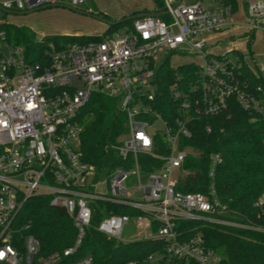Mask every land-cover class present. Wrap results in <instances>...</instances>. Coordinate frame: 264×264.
Wrapping results in <instances>:
<instances>
[{"label":"built area","instance_id":"1","mask_svg":"<svg viewBox=\"0 0 264 264\" xmlns=\"http://www.w3.org/2000/svg\"><path fill=\"white\" fill-rule=\"evenodd\" d=\"M213 1L208 5L200 0H163L169 20L143 16L100 39L64 45L42 41L38 59L9 42L0 29V264H92L90 254L72 256L90 225L96 202L138 211L133 217L111 211L96 227L108 238L123 241L122 229L132 222L137 233L130 240H165L164 252L147 258L155 263L180 264L193 259L198 264H220V255L204 246L201 233L181 238L176 221L199 220L264 231V227L228 218L226 204L215 189L214 170L221 162L218 153L209 156L208 194L176 189L178 180L191 172L183 167L187 151L198 153L190 146L181 147L192 136L188 125L192 116L229 115L232 101L249 113L264 109V90L260 84H252L246 73L247 69L258 76L264 63L259 68L252 54L233 47L219 53L208 50V36L222 31L233 13L230 4ZM83 2L0 0V6L33 11L55 4L77 8ZM246 13L248 41L252 33L264 30V0H248ZM169 52L201 58V63L190 60L198 66L194 77L185 80L177 74L169 87L180 108V116L172 124L152 107L155 69ZM93 92L118 97L126 116L125 132L113 145L122 164L100 171L79 155L78 114ZM210 130L207 125L206 131ZM141 154L161 160L162 165L143 170L138 160ZM102 172L105 179L99 180ZM130 175L137 180L131 191L125 185ZM142 176L147 179L144 184ZM98 184L108 191L96 192ZM36 195L48 196L50 205L64 208L74 221L76 238L62 252L41 255L40 242L33 234L17 235L14 218L23 203ZM254 206L264 213V194ZM152 222L157 223L155 231Z\"/></svg>","mask_w":264,"mask_h":264},{"label":"trees","instance_id":"2","mask_svg":"<svg viewBox=\"0 0 264 264\" xmlns=\"http://www.w3.org/2000/svg\"><path fill=\"white\" fill-rule=\"evenodd\" d=\"M230 4L232 12L237 9V0H222ZM102 17L115 21L107 25L101 35L62 34L55 39V44L86 42L110 35L125 26H131L134 19H111L106 14ZM169 20L167 14L161 16ZM118 20V21H117ZM0 29L6 33L9 42L21 45L26 55L38 59L42 45L36 46L30 29L24 25H15L0 21ZM32 33V34H31ZM254 33L248 40L247 47L251 53ZM169 52L155 69L153 108L168 123H173L180 116L179 102L171 96L170 85L176 75L185 76V80L194 77L198 66L190 61L172 65ZM252 84H260L264 90V79L259 74L246 69ZM262 97V96H261ZM264 105V102H263ZM125 113L119 108V99L102 92H93L78 114L81 124L79 134V155L82 161L97 170L121 165L113 145L117 138L125 132ZM192 136L184 139L181 147L190 146L197 150V155L187 154L183 167L190 170L176 184L182 192H202L208 194L210 178L209 156L218 153L221 162L215 167V189L220 201L226 204L230 213L228 218L244 224L264 227V213L254 206L255 200L264 194V109L261 113H249L231 102L229 115L192 116L188 122ZM210 125V132L206 126ZM158 140L161 136L157 135ZM163 146V145H162ZM164 147V146H163ZM165 150V148H164ZM165 154L168 151H155ZM131 160V157H130ZM141 168L152 170L162 165V161L149 155L138 157ZM48 196L36 195L27 199L16 217L14 225L18 228V236L33 234L40 242V254L46 255L55 251L62 252L71 246L76 238L77 229L73 219L64 208L49 204ZM126 213L136 216L138 211L133 207L96 202L93 204L90 225L72 259L90 254L92 264H147L151 254L165 250L166 241L161 239H136L115 241L97 230V224L103 215L110 212ZM152 230L157 223L152 222ZM175 229L181 238H188L201 233L204 246L221 257L220 264H264V231L238 226L208 224L199 220H180L175 222ZM65 258V257H64ZM180 264H198L195 260H181ZM155 264H170L161 260Z\"/></svg>","mask_w":264,"mask_h":264},{"label":"rangeland","instance_id":"3","mask_svg":"<svg viewBox=\"0 0 264 264\" xmlns=\"http://www.w3.org/2000/svg\"><path fill=\"white\" fill-rule=\"evenodd\" d=\"M96 0H84L82 4H80L77 9L89 12L90 9L92 14L99 15L101 13L99 11L94 2ZM100 1V0H98ZM193 0H183V2H190ZM204 4L208 2V0H201ZM239 1L238 13L235 15L236 17H241L243 14L246 18L247 15L243 12V3L242 0ZM104 14V13H103ZM101 16V15H99ZM111 18V17H109ZM6 21L7 23L15 24V25H24L30 29L33 33L32 37L36 43V46H40L41 42L52 43L55 37L62 34H73V35H101L103 32L102 25L104 22L99 19L87 15L85 13H79L72 11L68 8L62 6H51L47 8H41L33 10L27 14H12L6 13L0 10V21ZM128 27V26H125ZM124 28V27H123ZM13 43V41H11ZM236 45L237 43H232ZM244 40L239 44V48H244ZM251 54L254 58V62L260 68L264 63V30H257L254 36V40L251 43ZM250 54V55H251ZM251 58V57H250ZM194 60L196 63H201V58L196 54H186L180 53L175 56L172 55L170 58V63L172 65H178L186 60ZM158 65V63H157ZM259 74L264 79V69L259 70ZM187 154L195 155V151H187ZM186 154V155H187ZM181 173V172H180ZM105 179V172H102L99 176V180ZM146 176H142L141 183L144 184L146 182ZM137 184L136 177L134 175H130L128 180L125 182V185L132 190V187ZM96 192L105 193L108 191L107 187L104 184H98L95 187ZM141 195L140 191L135 193L136 197ZM137 228L134 223L129 222L125 224L121 235L120 240H130L136 237ZM147 264H155L153 260L147 262Z\"/></svg>","mask_w":264,"mask_h":264},{"label":"crops","instance_id":"4","mask_svg":"<svg viewBox=\"0 0 264 264\" xmlns=\"http://www.w3.org/2000/svg\"><path fill=\"white\" fill-rule=\"evenodd\" d=\"M247 1L248 0H242L244 8L243 12L245 13ZM213 3V0H208L206 4L209 5ZM94 4L96 8L101 11V13L106 14L108 17H111V19H120L125 15L130 16L143 12L161 13L164 10L163 0H96ZM238 7L239 1L237 9L231 14L229 23L224 27L222 31L208 36L207 46L209 51L213 53H219L229 47H233L240 51H247L249 54H251L247 47L248 41L246 38V34L248 32V26L246 25V23L248 21V18H246L243 14L241 15V17L235 16L238 13ZM106 26L107 24L102 25V32L104 31ZM255 33L256 31L254 32V36ZM243 40L245 43L244 48H239L238 46ZM232 43L237 44L232 46ZM186 61H190V59Z\"/></svg>","mask_w":264,"mask_h":264},{"label":"water","instance_id":"5","mask_svg":"<svg viewBox=\"0 0 264 264\" xmlns=\"http://www.w3.org/2000/svg\"><path fill=\"white\" fill-rule=\"evenodd\" d=\"M178 1L179 0H176V2H178ZM51 6H62V7L68 8V9H70L72 11H75V12L85 13L87 15H90V16H93V17L99 19L100 21L104 22L107 25L115 23V21L108 20V19H106V18H104L102 16H99V15H94V14H92L90 12L81 11V10L75 8V7H72V6L66 5V4L44 5V6L39 7L38 9L47 8V7H51ZM0 10H2L3 12H6V13H12V14H27V13L31 12V11H10V10L2 8L1 6H0ZM163 14H167V10H163L161 13L143 12V13H139V14H133V15H130V16H126L125 19H135V18H140V17H143V16H156V17H159V16H161ZM118 20H120V19H118Z\"/></svg>","mask_w":264,"mask_h":264}]
</instances>
